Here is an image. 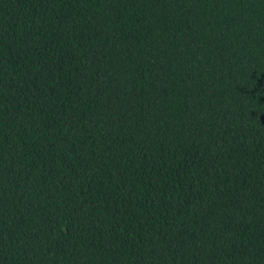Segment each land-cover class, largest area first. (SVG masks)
<instances>
[{"label":"trees","instance_id":"obj_1","mask_svg":"<svg viewBox=\"0 0 264 264\" xmlns=\"http://www.w3.org/2000/svg\"><path fill=\"white\" fill-rule=\"evenodd\" d=\"M0 264H264V0H0Z\"/></svg>","mask_w":264,"mask_h":264}]
</instances>
